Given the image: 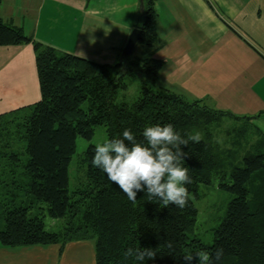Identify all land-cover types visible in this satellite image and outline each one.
Wrapping results in <instances>:
<instances>
[{"label": "trees", "instance_id": "trees-1", "mask_svg": "<svg viewBox=\"0 0 264 264\" xmlns=\"http://www.w3.org/2000/svg\"><path fill=\"white\" fill-rule=\"evenodd\" d=\"M2 0H0V3ZM153 0H143L144 56L99 63L35 42L21 27L0 18V45L32 42L40 98L0 113V244L9 247L58 244L93 238L94 264H198L195 253L208 251L212 264H264V134L252 125L256 140L239 165L230 148L220 147L209 131L228 112L157 83L163 61L152 56L159 44ZM139 80V95L123 99L127 77ZM234 118H239L233 116ZM248 123L251 117L244 118ZM172 124L182 137L204 131L199 143L182 146L191 183L188 205L161 207L146 190L133 203L99 168L91 165L94 144L79 156L84 181L70 188L68 167L78 136L90 139L104 125L107 139L131 130L143 142L145 127ZM217 178L232 194L226 213L212 228L211 243L195 234L197 186ZM45 216L63 220L58 230L45 227ZM171 242L169 249L166 244ZM152 248L143 262L125 258L128 248ZM217 249H223L217 260ZM193 254L191 262L183 256Z\"/></svg>", "mask_w": 264, "mask_h": 264}, {"label": "crops", "instance_id": "crops-1", "mask_svg": "<svg viewBox=\"0 0 264 264\" xmlns=\"http://www.w3.org/2000/svg\"><path fill=\"white\" fill-rule=\"evenodd\" d=\"M153 6L159 44L152 56L163 61L157 83L229 116L251 117L264 134V0H153ZM0 18L42 45L114 64L141 10L139 0H2ZM35 53L32 42L0 45V113L40 98ZM74 242L0 244V264H80Z\"/></svg>", "mask_w": 264, "mask_h": 264}, {"label": "clouds", "instance_id": "clouds-1", "mask_svg": "<svg viewBox=\"0 0 264 264\" xmlns=\"http://www.w3.org/2000/svg\"><path fill=\"white\" fill-rule=\"evenodd\" d=\"M255 123V121H254ZM143 142L131 130L125 129L122 137L107 139L93 146L91 165L101 169L107 178L135 203L137 193L146 190L149 201L158 200L161 207L175 205L184 209L190 200L186 185L191 183L189 168L185 158L189 153L182 146L189 142L199 143L203 137L199 132L181 136L172 124L147 126L142 132ZM166 246L171 249L172 243ZM223 249H217L218 260ZM157 255L152 248H128L125 258L143 262L145 258L154 259ZM198 264H212L213 255L208 251L195 253ZM191 262L193 254L183 256Z\"/></svg>", "mask_w": 264, "mask_h": 264}, {"label": "rangeland", "instance_id": "rangeland-1", "mask_svg": "<svg viewBox=\"0 0 264 264\" xmlns=\"http://www.w3.org/2000/svg\"><path fill=\"white\" fill-rule=\"evenodd\" d=\"M19 4V0H11ZM143 46L137 43L131 56H144ZM127 89L124 91L123 99L125 101H133L139 95V80L136 76L127 77ZM213 140L220 147L232 149L239 165L242 164V154L247 151L250 143L256 140V136L252 131V125L245 121L244 118H234L233 116L222 115L214 121L209 129ZM199 132L204 136V131L193 130L192 134ZM107 140L104 125H97L90 139L78 136L76 138L75 152L69 163V183L73 188L79 181H84V171L79 167V156L85 148L91 144L102 143ZM198 197L194 199L195 206L198 209L195 234L205 243H211L213 238L212 228H214L224 217L228 202L232 198V194L217 186V178L213 176L208 184H199L197 186ZM45 227L48 230H58L62 227L63 220L59 218H51L45 216ZM77 246L75 249L76 259L80 264H94V240L87 238L82 241L76 240L73 243ZM67 251V250H66Z\"/></svg>", "mask_w": 264, "mask_h": 264}, {"label": "water", "instance_id": "water-1", "mask_svg": "<svg viewBox=\"0 0 264 264\" xmlns=\"http://www.w3.org/2000/svg\"><path fill=\"white\" fill-rule=\"evenodd\" d=\"M139 9L143 10V0H139ZM141 37L142 31L140 27H135L131 30L121 51L123 57H128L133 52L135 45L139 42Z\"/></svg>", "mask_w": 264, "mask_h": 264}]
</instances>
